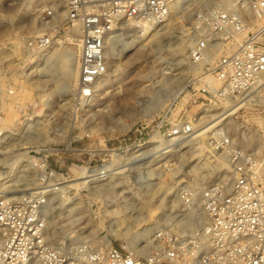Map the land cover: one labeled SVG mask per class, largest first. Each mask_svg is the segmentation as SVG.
Instances as JSON below:
<instances>
[{
	"label": "rangeland",
	"instance_id": "obj_1",
	"mask_svg": "<svg viewBox=\"0 0 264 264\" xmlns=\"http://www.w3.org/2000/svg\"><path fill=\"white\" fill-rule=\"evenodd\" d=\"M180 1L171 0L158 47L148 44L142 50L122 54L118 48L112 49L114 45L106 44L114 59L108 57L107 75L98 83L92 100L83 102L77 97V86L67 97L66 93L56 92L50 77L60 75L59 66L52 62L44 66L41 52L27 47L29 39L58 30L55 39L59 38L65 46L68 35L77 47L76 31L66 32L62 27L64 0H0V175L10 174V155L39 160V172L34 165L31 168L35 161H29V168L20 167L8 178L0 176V192L27 194L24 192L36 191L37 182L39 192L56 189L50 191L51 209L46 215L53 218L45 223L47 236L56 237L51 242L53 246L92 238H107L119 248L126 246V240L112 235L111 225L125 217L126 206L135 197L138 200L140 192L155 191L162 185L147 205L143 220L131 225L129 235L134 238L137 232L153 229L145 237L134 239L137 245L143 242L140 245H146L150 252L158 230L183 235L195 227L194 221L182 219L185 207L177 196L181 188L200 189L221 180L228 183L226 157L208 146V139L216 130L225 129L235 145L257 157L264 156V106L236 110L235 105L231 112H225L233 106L228 104L200 110L202 100L196 93L200 67L189 61L188 49L194 42L195 12L208 0H190L186 9L174 12L173 7ZM51 10L55 19L46 25L41 15ZM126 22H121L116 34L129 39L140 23ZM182 39L180 61L175 47ZM177 73V82L167 85L165 79ZM44 100L48 103L44 104ZM181 116L206 118L196 124L194 138L165 142L163 137L151 143L154 136H163L173 129ZM27 119L33 121L35 129L44 128L55 138L45 137L39 144L21 146L19 139ZM215 122H219L218 127L204 137L198 136L201 126L206 128ZM241 128L251 138L249 145L242 139ZM137 149L141 150L138 155L130 156ZM42 165L51 171V177L44 175ZM102 165L109 167L104 171L100 169ZM111 173L116 174L110 176ZM70 183L75 185L67 187ZM108 184L113 187L105 191L103 186ZM165 187L168 191L164 192ZM60 200L65 201L60 204ZM73 205L76 210L67 217L66 210ZM166 216L169 219L164 220Z\"/></svg>",
	"mask_w": 264,
	"mask_h": 264
},
{
	"label": "built area",
	"instance_id": "obj_2",
	"mask_svg": "<svg viewBox=\"0 0 264 264\" xmlns=\"http://www.w3.org/2000/svg\"><path fill=\"white\" fill-rule=\"evenodd\" d=\"M170 3L64 0L62 27L66 32L77 29L79 100H90L95 84L107 73L105 42L121 22L160 26L169 16ZM41 18L44 24H51L55 14L47 11ZM193 22L195 38L188 59L200 66L196 79L200 110L236 102H240L239 110L264 106V0H208L196 10ZM58 33L29 39L27 47L43 51ZM204 118L181 116L168 134L189 137ZM208 142L211 150L226 157L229 180L177 192L186 210H198L204 218V223H196L188 233L158 230L157 246H152L147 256L100 240L53 246L44 222L46 195L2 192L0 264H264V156L257 157L235 145L222 128ZM34 167L39 172V160ZM42 167L44 175L51 177V171Z\"/></svg>",
	"mask_w": 264,
	"mask_h": 264
},
{
	"label": "bare ground",
	"instance_id": "obj_3",
	"mask_svg": "<svg viewBox=\"0 0 264 264\" xmlns=\"http://www.w3.org/2000/svg\"><path fill=\"white\" fill-rule=\"evenodd\" d=\"M188 1H190V0H181L178 4H176L173 7L172 10H174V12H176L179 9H183V10L186 9L185 4ZM180 13H182V12H180ZM176 15H179V13H177ZM129 22H131V21H129ZM123 24H125V23H123ZM165 25H166V23H163L160 26L152 27L150 25H145V24H141L140 23V25L137 26L134 35H132V38H129V39L128 38H125V37L123 38L122 36H121L122 37L121 38L119 33L116 34L120 30V28H119L117 31H115L111 35V37H109L106 40L105 47H106V44L107 43H109V45H114V47H112V49L113 48H118L119 51L122 52V54H126L129 51L134 50V49H136L137 51L138 50H142L145 47V45H148V44H151L150 47H152V48L153 47H158L159 46V42H160L159 41L160 40L159 37H160V34H161L160 32L163 31ZM141 26H142V28H141ZM70 30H75L76 31L75 36L77 35V29L76 28H72ZM194 38H195V36H194ZM64 40L66 41V45L65 46L62 45V42L63 41H61L58 38V39H55L53 41V45L51 47H49V48H47V49H45L43 51H40V52H41L42 64L44 66L45 65H48L49 62H52L53 64H56V65L59 66V68H60V75H58L57 77L52 76L53 74H46V73L45 74H46V76H52V77H50V79L53 81V84L55 85L56 92H59V93L61 92V93H64V94L66 93L65 97H67V96L72 95L74 93L75 87L78 84V54H77L78 41H77V47H76V44L73 43V40L74 39H70V37L68 35L67 36L65 35V39ZM143 40H145L146 42L141 45V43H143L142 42ZM193 41H194V39H193ZM109 45H108V47L106 49L108 69H109V66H110V61H109L110 59L108 57H111L112 60L114 59L111 56V52H110V49H109ZM176 46H177V47H175L176 54H177V57L181 61L182 60L181 58L183 57V51H184V39H182V41L180 43H178ZM78 52H79V49H78ZM198 67H200V66H198ZM117 68L118 67L116 65L115 66V69H117ZM182 72H183V70H182ZM182 72H180V73H182ZM180 73H177L175 75H171L168 78H166L165 79L166 84L169 85V86H171V85H173V83L177 82ZM105 75H107V73ZM105 75H103L101 77V79ZM43 76H45V75H43ZM100 80H98V82L95 84L94 91H95V88H97L98 83L100 82ZM103 88H104V86H103ZM94 95L92 96V98L94 97ZM92 98H91V100H92ZM47 103H48V100H44V104H47ZM239 104H240V102L234 103L233 106L230 107L229 109H227L225 112H229V111L231 112L232 108H234L235 105H236V110H238V108L240 107ZM223 114H224V112H223ZM225 118H227V116ZM32 122L33 121L31 119H27L24 127L22 128L21 136H20V139H19V144L21 146L31 145V144H36V143L39 144V142H43V140L46 139V138H52V139L55 138V137H53V135H51L44 128H42V129H39V128L38 129H35L34 128V125L35 124L33 125ZM218 124H219V122H215V123H213L210 126L208 125V127L205 126L206 128H204V127L201 126V128H200L201 131H200V133H199L198 136H200V137L203 136L204 137V135H206L211 129H214L215 127H218ZM3 131H4V128H3ZM4 132H7V131H4ZM240 132H241V136H242V139L244 140L245 144L249 145V142L251 140L250 136L248 134H246L244 132V130H242V128H241ZM0 134H3V133L1 132ZM4 136H5V134H4ZM170 136H171V134H168V133L164 134L163 136H154L152 138L151 143L155 144L157 142L156 140L161 139L163 137L165 139V142L166 141L167 142H171V141H173L174 138L182 139L181 137H174V136H171V138H170ZM189 137L190 138H194V134H192ZM189 137H186V138H189ZM44 142H46V141H44ZM140 151L141 150H138L137 149L134 152H132V154L130 156L133 157L135 155H138V152H140ZM9 161H10L9 166H10V170H11L10 171V174H11L12 172L16 171L20 167H22V168H27L28 167L29 168L30 165H31V162L32 161L34 162L35 160L30 159L26 155H19L18 154V155H10ZM29 161H31V162H29ZM35 163H36V161L31 165V168L33 167V165H35ZM108 167L109 166L102 165L100 169H102V170L105 171L106 169H108ZM226 173L227 172H225V174ZM10 174L2 173L0 176H2V179H4V178L10 177ZM111 174L112 175H110V176H114L116 173H111ZM222 182L223 183H227L225 181H222ZM37 183H38L37 184L38 188L34 192H39V182H37ZM110 184L106 185V187L103 186L104 187L103 189L105 191L110 190L113 187V185H110ZM26 185H28V184H26ZM72 185L74 186L75 184H72V183L67 184V187L68 186H72ZM162 187H164V186L160 185L155 191L148 190V191L140 192L139 194H141V195L139 197H137L138 200L135 197L134 200H133V203L128 204V206H126V208L124 210V212H125L124 214H126L125 217L123 219H118V220L114 221V223L111 225V230L110 231H111L112 235L115 236V237H120V238H122V239H124V240L127 241L126 242L127 243L126 246H124L122 248H124L126 250L128 249L129 252L131 251L133 253H137V254H140V255H143V256H147L149 254V252L147 251L148 249H147L146 245H140L143 242H139V245H137V243L134 242V239L136 237H142V236L145 237L147 234L151 233L153 231V229L147 228V229H145L141 233L137 232V234H136V236L134 238H129V235H130V232H131V225L134 222H140V221L143 220V216L142 215L145 213L147 205L152 201L153 196L156 194V192H158L159 189H162ZM62 188L63 187H61L60 189L62 190ZM92 188H97V186H94ZM53 190H56V189H52V190H49V191L46 190L45 193H42L41 191L39 192V193H42L43 195H46V197H47V205L45 207V217H44V222L46 224L48 223V219L49 218L51 219V217H52L50 215L49 218H46V215L48 214L47 210L48 209H51V208H49L50 207V203L49 202H51V201L50 200L48 201V197L51 196L52 193H50V191H53ZM163 191L165 192V191H168V190H166V187H165ZM34 192H27L26 191L24 193H34ZM1 194H2V192H0V195ZM10 194H12V192H10ZM63 201H65V200H60L59 201L60 204H62ZM70 201H71L70 199L67 200V202H70ZM68 204L70 205L71 203H68ZM126 209H130V210L128 212H126ZM75 210H76V208H75L74 205L73 206H70L69 208H67V210H66L67 217H69L70 215H72L73 212H75ZM131 210H133V212H131ZM181 215H183V218L182 219H187V220L190 219V221H194L195 224L196 223H199L201 220L202 221L199 224L201 225L202 223H204V218L201 215V212H199L198 210L188 211V210L184 209V211H183V213ZM167 219H169V218L166 216V218L164 220H167ZM176 225H178V224H176ZM178 234H181V233H178ZM151 236H152V234H151ZM47 238H48V240L50 242H53V241L56 240V237L53 234H51L50 237L47 236ZM154 238H155V235H154ZM92 239L95 240V241H97V240L104 241L107 244L111 243L107 238H102V239L92 238ZM151 241H152V239H150L148 242H151ZM76 243L77 242H73V244H69V246L70 245H74ZM154 246H157V242H155V245ZM147 252H148V254H147Z\"/></svg>",
	"mask_w": 264,
	"mask_h": 264
}]
</instances>
